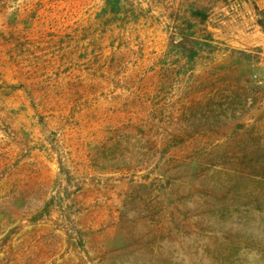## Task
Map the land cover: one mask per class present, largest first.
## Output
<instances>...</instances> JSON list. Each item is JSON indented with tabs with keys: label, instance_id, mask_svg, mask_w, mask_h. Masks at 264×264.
Here are the masks:
<instances>
[{
	"label": "rangeland",
	"instance_id": "374dc122",
	"mask_svg": "<svg viewBox=\"0 0 264 264\" xmlns=\"http://www.w3.org/2000/svg\"><path fill=\"white\" fill-rule=\"evenodd\" d=\"M105 2L0 0V264H264V0Z\"/></svg>",
	"mask_w": 264,
	"mask_h": 264
},
{
	"label": "trees",
	"instance_id": "16d2710c",
	"mask_svg": "<svg viewBox=\"0 0 264 264\" xmlns=\"http://www.w3.org/2000/svg\"><path fill=\"white\" fill-rule=\"evenodd\" d=\"M121 0H106V9L111 11V12H115L117 10V7L119 5ZM191 16L192 17H197V18H200V19H203L204 18V14L201 12V11H193L191 13ZM258 16H264V10H258ZM259 24L262 26V28L264 29V20L263 19H260L259 21ZM195 54H192L190 55V58L191 59H194L195 58ZM246 83H251L252 81H248L246 80L245 81Z\"/></svg>",
	"mask_w": 264,
	"mask_h": 264
}]
</instances>
